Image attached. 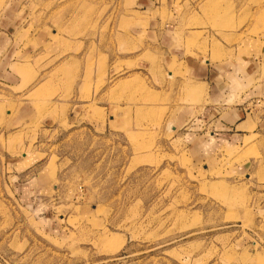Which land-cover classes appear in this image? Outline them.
<instances>
[{"label": "rangeland", "instance_id": "obj_1", "mask_svg": "<svg viewBox=\"0 0 264 264\" xmlns=\"http://www.w3.org/2000/svg\"><path fill=\"white\" fill-rule=\"evenodd\" d=\"M141 1L0 0L22 46L0 69V264H264V176L237 171L257 150L212 165L175 131L205 95L133 37ZM161 2L184 56L260 52L264 0Z\"/></svg>", "mask_w": 264, "mask_h": 264}, {"label": "crops", "instance_id": "obj_2", "mask_svg": "<svg viewBox=\"0 0 264 264\" xmlns=\"http://www.w3.org/2000/svg\"><path fill=\"white\" fill-rule=\"evenodd\" d=\"M17 8L8 10L0 21L3 72L9 68L10 56L22 51L21 42L12 39L17 30ZM137 8L133 37H141L152 47H158L168 65L175 60L182 63L181 72L196 81L203 90L202 96L205 95L202 104L179 108L171 120L175 131H182L190 150L212 165L219 164L225 151L253 147L257 157L246 159L237 171L253 176V181L259 183L264 176V43L260 52L252 51L251 56L241 57L236 54L232 61L210 62L184 56L174 42L172 14L167 13L161 0H142ZM33 40L39 49L51 44L47 31L37 34ZM53 48L56 55H61V49ZM34 114L32 104L25 103L13 116L17 123H22Z\"/></svg>", "mask_w": 264, "mask_h": 264}]
</instances>
